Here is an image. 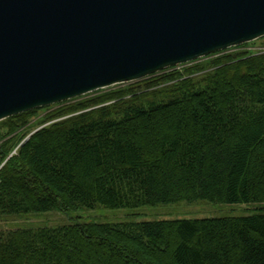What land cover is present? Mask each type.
<instances>
[{
    "label": "trees",
    "instance_id": "obj_1",
    "mask_svg": "<svg viewBox=\"0 0 264 264\" xmlns=\"http://www.w3.org/2000/svg\"><path fill=\"white\" fill-rule=\"evenodd\" d=\"M245 44L138 89L56 103L41 117L53 122L0 173V217L198 200L264 204V51ZM46 107L1 120L0 137ZM0 264H264V207L237 216L2 229Z\"/></svg>",
    "mask_w": 264,
    "mask_h": 264
},
{
    "label": "water",
    "instance_id": "obj_2",
    "mask_svg": "<svg viewBox=\"0 0 264 264\" xmlns=\"http://www.w3.org/2000/svg\"><path fill=\"white\" fill-rule=\"evenodd\" d=\"M264 36V0H0V121Z\"/></svg>",
    "mask_w": 264,
    "mask_h": 264
},
{
    "label": "rangeland",
    "instance_id": "obj_3",
    "mask_svg": "<svg viewBox=\"0 0 264 264\" xmlns=\"http://www.w3.org/2000/svg\"><path fill=\"white\" fill-rule=\"evenodd\" d=\"M240 47L233 46L226 49V52H238ZM241 49L249 50L251 52L264 51V38H258L254 41L247 42ZM218 54L213 56H204L188 63L172 66L168 70L154 73L149 79H141L133 82L119 83L103 89H99L88 93L86 95L73 98L69 101V104H78L79 102L88 98L100 96L103 93L109 92L110 90L127 89L133 87L138 89L144 87V83L148 80L157 78L158 76L174 71L180 70V72H187L191 68L197 65L209 66ZM199 75V74H198ZM201 78L202 76H198ZM143 80V81H142ZM135 83V85H133ZM137 83V84H136ZM149 99V98H147ZM161 100L162 98H154ZM149 99V100H154ZM60 105H52L51 107L42 108L39 110L37 115L33 116L28 123L21 126L15 133L9 136L0 137L5 140L3 148L7 154L11 151H15L32 133L34 134L37 130L50 124L53 121L46 123L42 122V116H45L49 111L58 109ZM14 136H17V143L7 149L5 144ZM7 149V150H6ZM11 149V150H10ZM19 149V148H18ZM15 154L14 156H16ZM264 207V204H223L214 203L209 200H198L194 202L180 201L177 203L170 204H159L156 206H141L137 208H121V209H110L104 206H98L95 209L90 210H78L69 213H64L56 210L44 211V212H31L22 213L9 216L0 217V230H9L15 228H37L40 226L59 227L66 224L74 223L77 221L88 222L95 221L101 223H118L130 220H160V219H173V218H202V217H223V216H237L241 214H249L256 209Z\"/></svg>",
    "mask_w": 264,
    "mask_h": 264
},
{
    "label": "built area",
    "instance_id": "obj_4",
    "mask_svg": "<svg viewBox=\"0 0 264 264\" xmlns=\"http://www.w3.org/2000/svg\"><path fill=\"white\" fill-rule=\"evenodd\" d=\"M32 135H33V133L30 136H28V138H26L25 141H27ZM4 141L5 140L0 139V173L3 170V168L5 167V165L7 164V162L10 160V158H12L15 154H18V152H19L18 148H20V146L25 142L24 141L15 151H13V152L10 151L7 154V152H5V149L3 148ZM0 182H1V180H0Z\"/></svg>",
    "mask_w": 264,
    "mask_h": 264
}]
</instances>
